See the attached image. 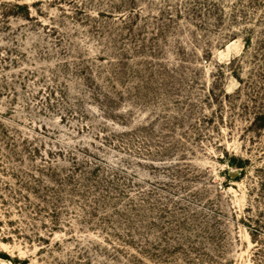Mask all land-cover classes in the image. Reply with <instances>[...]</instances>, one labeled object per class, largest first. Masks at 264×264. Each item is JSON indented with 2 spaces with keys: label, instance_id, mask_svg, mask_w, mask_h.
Segmentation results:
<instances>
[{
  "label": "rangeland",
  "instance_id": "1",
  "mask_svg": "<svg viewBox=\"0 0 264 264\" xmlns=\"http://www.w3.org/2000/svg\"><path fill=\"white\" fill-rule=\"evenodd\" d=\"M0 264H264V0H0Z\"/></svg>",
  "mask_w": 264,
  "mask_h": 264
}]
</instances>
